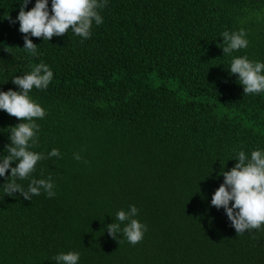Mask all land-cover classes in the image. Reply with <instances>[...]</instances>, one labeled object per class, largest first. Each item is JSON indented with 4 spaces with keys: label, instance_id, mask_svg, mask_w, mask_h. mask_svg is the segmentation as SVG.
Here are the masks:
<instances>
[{
    "label": "trees",
    "instance_id": "1",
    "mask_svg": "<svg viewBox=\"0 0 264 264\" xmlns=\"http://www.w3.org/2000/svg\"><path fill=\"white\" fill-rule=\"evenodd\" d=\"M22 3L0 0V90L51 68L48 88L30 92L47 113L32 150L61 156L32 174L51 177L54 197L0 193V264H55L68 251L79 264H264V226L236 234L210 204L221 167L264 149V93L243 94L218 45L244 29L249 46L232 56L264 61V0H108L89 39L30 37L37 56L9 19ZM19 122L0 110V154ZM129 205L147 225L135 245L106 229Z\"/></svg>",
    "mask_w": 264,
    "mask_h": 264
},
{
    "label": "clouds",
    "instance_id": "2",
    "mask_svg": "<svg viewBox=\"0 0 264 264\" xmlns=\"http://www.w3.org/2000/svg\"><path fill=\"white\" fill-rule=\"evenodd\" d=\"M29 3L30 0H23L18 15L15 19H9L19 24L18 31L23 34L24 41L21 48L31 56H37V44L30 37L49 42L53 36H62L71 30L74 35L89 39L93 24L99 26L103 23L100 10L106 7L108 0H50V3L49 0H35L34 6L26 11ZM219 37L222 38L218 45L223 55L231 57L227 70L230 75L236 76V81L243 87V94L264 93V61H253L243 55L232 56L234 52L249 46L246 31L225 30ZM53 75L51 68L41 62L33 65L23 76L11 78L18 90H0V110L20 120L9 127L10 143L4 146L0 154V178H4L0 184L2 199L4 196L15 198L17 193L29 201L32 196H39L42 192L49 198L56 194L51 177L37 179L32 176L39 161L61 156L56 148L46 154L32 150L40 130L36 121L45 118L47 113L30 96V92L34 88L47 89ZM74 158L81 159L78 154H74ZM230 159L236 162L228 170L221 167L218 175H222L223 182L213 192L210 204L218 210L223 208L236 234L242 235L264 226V149H254L250 154L239 150ZM13 163L15 166H12ZM25 179H29L27 188L17 182ZM138 212L135 205H129L127 210H118L115 215L117 222L106 226L108 234L117 241L123 236L129 244L139 243L147 231V225L136 219ZM52 259L55 264H79L80 253L60 252Z\"/></svg>",
    "mask_w": 264,
    "mask_h": 264
}]
</instances>
